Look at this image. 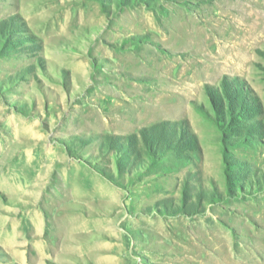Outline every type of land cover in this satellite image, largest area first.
<instances>
[{
  "label": "rangeland",
  "instance_id": "374dc122",
  "mask_svg": "<svg viewBox=\"0 0 264 264\" xmlns=\"http://www.w3.org/2000/svg\"><path fill=\"white\" fill-rule=\"evenodd\" d=\"M0 264H264V0H0Z\"/></svg>",
  "mask_w": 264,
  "mask_h": 264
}]
</instances>
